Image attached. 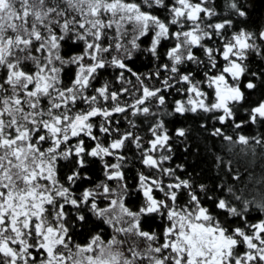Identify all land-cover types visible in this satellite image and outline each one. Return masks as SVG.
Wrapping results in <instances>:
<instances>
[{
  "label": "snow or ice",
  "instance_id": "1",
  "mask_svg": "<svg viewBox=\"0 0 264 264\" xmlns=\"http://www.w3.org/2000/svg\"><path fill=\"white\" fill-rule=\"evenodd\" d=\"M251 7L0 0V264H264Z\"/></svg>",
  "mask_w": 264,
  "mask_h": 264
},
{
  "label": "trees",
  "instance_id": "2",
  "mask_svg": "<svg viewBox=\"0 0 264 264\" xmlns=\"http://www.w3.org/2000/svg\"><path fill=\"white\" fill-rule=\"evenodd\" d=\"M252 7L250 9L251 13V22L255 25L264 24V0H251ZM146 70V69H142ZM176 163H180L181 160L179 158L176 159ZM190 163L193 162L190 158ZM212 161L209 159L207 162L202 163V167L208 169L211 165ZM259 171V169H257ZM212 173L215 174V169H212ZM81 242H83V238H80Z\"/></svg>",
  "mask_w": 264,
  "mask_h": 264
}]
</instances>
